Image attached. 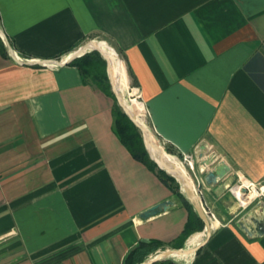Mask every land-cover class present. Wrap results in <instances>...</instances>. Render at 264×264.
I'll return each mask as SVG.
<instances>
[{"label":"crops","instance_id":"0c3cea01","mask_svg":"<svg viewBox=\"0 0 264 264\" xmlns=\"http://www.w3.org/2000/svg\"><path fill=\"white\" fill-rule=\"evenodd\" d=\"M0 29L22 60H64L91 40L116 49L137 117L145 106L150 133L192 155L215 217L209 236L202 222L184 240L196 252L170 258L264 264V200L243 206L230 190L264 186V0H0ZM113 104L76 66L0 55V264H123L141 240L178 249L188 209L120 142Z\"/></svg>","mask_w":264,"mask_h":264},{"label":"trees","instance_id":"16d2710c","mask_svg":"<svg viewBox=\"0 0 264 264\" xmlns=\"http://www.w3.org/2000/svg\"><path fill=\"white\" fill-rule=\"evenodd\" d=\"M0 55L8 57L6 48L0 37ZM70 65L76 66L79 70L84 83L91 84L100 89L114 99L112 108L113 115V132L119 138L120 142L126 147L129 153L135 159L143 162L150 170L155 171L150 162L148 151L145 147L141 132L128 118V116L120 109L115 102V97L110 90L109 80L107 78L105 63L97 51H89L72 60ZM90 79V81L87 80ZM170 149V148H168ZM160 162V161H159ZM158 177L166 183L174 195L181 200L183 205L188 209L189 217L181 234L172 243L174 248H181L186 237L196 228H202V221L193 211L192 204L188 199L170 183L167 179L155 171ZM168 179L174 181L173 177L168 176ZM164 246V243L158 240H141L132 247L124 256L123 264H141L150 254L154 253L158 248ZM152 264H178L171 258L156 261Z\"/></svg>","mask_w":264,"mask_h":264},{"label":"water","instance_id":"95a60500","mask_svg":"<svg viewBox=\"0 0 264 264\" xmlns=\"http://www.w3.org/2000/svg\"><path fill=\"white\" fill-rule=\"evenodd\" d=\"M0 36L3 39L4 45L6 47V51L9 54V56L17 63L20 64H26V65H47V64H53V65H57V66H61L64 64H69L72 60H74L75 58L83 55L84 53L91 51V50H95L97 52L100 53V55L105 59L106 65H107V74H108V80L111 84V88L112 91L119 103V105L123 108L124 112L126 113V115L128 116V118L133 122V124L139 129V131L143 134L144 137V141L150 144V146L153 148V151L159 155L164 157L166 155V153L159 147L157 146L151 138V133L148 129H146L144 126H142L125 108V106L123 105L118 92L116 90V85L113 79V75L112 73L109 71L108 68V63L106 60V57L104 55V53L98 48V47H94V46H89L90 43H94L97 41L91 40L89 42H87L84 45L79 46L75 51H73V53H71L66 59L64 60H56V59H40V60H33V59H19L16 54L14 53L12 46L8 40V38L6 37V35L3 33V31L0 29ZM100 42V41H99ZM110 47V46H108ZM111 49H113L112 47H110ZM167 169V171L173 175L176 176L178 178V180L182 183V187L184 190V196L188 199V201L192 204L194 210L196 211L198 217L201 219V221L204 223V229L206 231V235L209 236L210 234V221L207 217V215L205 214L202 205L200 203L199 198L197 197V195L194 192L193 186L189 180V178L186 176V174H184L183 172H181L178 167L176 165H169L168 167H165ZM204 175H207V177H212L215 176L214 173L212 171H207L206 173H204ZM172 204V201L168 200V201H164L162 203H159L157 205H154L152 207H150L149 209H147L146 211L140 213V217L141 218H148L152 215H155L159 212H161L162 210H166L168 208V206ZM201 245H198L194 248L185 250L183 248H178V249H168V250H163L160 251L159 253H157L156 255L152 256V257H147L141 264H152L156 261L159 260H163L166 258H170L171 255H175L177 253H194L198 250V248Z\"/></svg>","mask_w":264,"mask_h":264},{"label":"rangeland","instance_id":"374dc122","mask_svg":"<svg viewBox=\"0 0 264 264\" xmlns=\"http://www.w3.org/2000/svg\"><path fill=\"white\" fill-rule=\"evenodd\" d=\"M1 37V36H0ZM1 39H2V37H1ZM2 41H3V39H2ZM87 42H89V41H86L85 43H82L81 45H84V44H86ZM102 42H104V41H102ZM105 44H107L106 42H104ZM3 44H4V42H3ZM81 45H79V46H81ZM5 46V45H4ZM6 48V47H5ZM76 50V49H75ZM115 50V52L117 53V56H116V61H117V63L119 64H121V61L120 60H122L123 61V59H122V57H121V55H120V53L116 50V49H114ZM91 51H95V50H91ZM89 52V51H88ZM104 55H105V57H106V59H107V54L106 53H104ZM103 58V57H102ZM103 60H104V63H105V70H106V74H107V65H106V62H105V59L103 58ZM107 63H108V60H107ZM119 64V65H120ZM123 66V65H122ZM109 68V67H108ZM122 69H124V67H122ZM124 71H125V69H124ZM126 73H127V87H122V97H123V99L127 102V103H129L130 104V107H132L131 109L134 111V113H135V115H136V109H135V106H136V104H135V102H133L132 100L134 99H136V100H138V101H140V102H142L141 101V99H140V97H138V91H137V89H136V87H135V85H134V83H133V81L131 80V78H130V75L128 74V71H127V69H126ZM107 78H108V74H107ZM87 80L88 81H90V79L89 78H87ZM109 85H110V90L112 91V88H111V84H110V82H109ZM125 88V90H123ZM112 93H113V91H112ZM113 95H114V93H113ZM114 97H115V95H114ZM115 102H116V104L120 107V109L124 112V110H123V108L119 105V103H118V101H117V99H116V97H115ZM143 104V103H142ZM143 106H144V104H143ZM125 113V112H124ZM126 114V113H125ZM137 116V115H136ZM143 122H144V124L147 126V128H148V130L151 132L152 131V129H151V126H150V123H149V121H148V117H147V113H146V109H145V106H144V115H143ZM153 132V131H152ZM152 134V137H153V140L155 141V144L157 145V146H159L167 155H169V156H171L175 161H176V163H178L180 166H183L182 168L186 171V168L184 167V165H182L181 163H182V157H179V155L174 151V150H172V149H168V147L166 146V145H164L155 135H153V133H151ZM141 135H142V138H143V141H144V137H143V134L141 133ZM144 144H145V147H146V149H147V151H148V155H149V159H150V162L152 163V166H153V168H154V170L155 171H157L161 176H163L164 178H166L167 179V181H168V183H170L173 187H175L176 188V190H178L179 192H181L183 195H184V190H183V187H182V183L178 180V178L176 177V176H173V175H171L168 171H167V169L165 168V167H168L169 165H171L167 160H163L162 159V162H160V164L162 165H160L159 163H158V161L155 159V157H160V158H162L161 156H159V155H152V152L150 151V149H149V147H148V143H146L145 141H144ZM153 149V148H152ZM155 156V157H154ZM168 176H170V177H173L174 178V181H171L170 179H168L167 177ZM168 249H172V248H167V249H163V250H168ZM163 250H160V251H163ZM159 251V252H160ZM153 256H154V254H152ZM150 257V256H149ZM152 257V256H151Z\"/></svg>","mask_w":264,"mask_h":264},{"label":"built area","instance_id":"2783aa9c","mask_svg":"<svg viewBox=\"0 0 264 264\" xmlns=\"http://www.w3.org/2000/svg\"><path fill=\"white\" fill-rule=\"evenodd\" d=\"M139 97V94H138ZM182 165L186 166L188 169L193 170V158L192 155L186 153L182 154ZM212 163V162H210ZM210 163L208 161L203 160L201 162V173H206L210 169ZM186 169L185 174L189 178L194 192L200 200L202 208L207 215L208 219H215L213 213L208 207H205L202 203L201 199V185H202V178L200 176L193 173L192 175L189 173V170ZM231 192L235 196L237 202L240 205L247 206L255 201H262L264 200V186L263 185H255L254 183L248 180H241L238 183L234 184L230 188Z\"/></svg>","mask_w":264,"mask_h":264},{"label":"bare ground","instance_id":"6f19581e","mask_svg":"<svg viewBox=\"0 0 264 264\" xmlns=\"http://www.w3.org/2000/svg\"><path fill=\"white\" fill-rule=\"evenodd\" d=\"M89 46H96L98 47L103 53L107 54V60H108V67H109V71L112 73L113 75V79L116 85V90L118 92V95L123 103V105L125 106L126 110L142 125L144 126L146 129H148L143 123L142 121L135 115L134 111L132 110L133 108L130 107V104L127 103L123 97H122V87H126V79H125V73L123 71V69L121 68V66L117 63L116 61V56L117 53L115 52L114 49H111L110 47H108V44H105L102 41H97L94 43H90ZM125 90V88L123 89ZM132 108V109H131ZM152 141L155 143V141L153 140V137L151 135ZM148 143V142H147ZM148 147L150 149V151L152 152V155H157L152 147L150 146V144L148 143ZM155 157V156H154ZM162 157V156H161ZM155 159L158 161V163L160 164V162H162L163 160H167L170 164L172 165H176L178 167V169L183 172L185 174L184 169L182 168L183 166H180L178 163H176V161L169 155H165L164 157L160 158V157H155ZM160 161V162H159ZM163 163V162H162ZM161 165V164H160ZM162 166V165H161ZM203 235V233H202ZM197 236V235H196ZM193 237V236H192ZM191 240V239H190ZM188 244V243H187ZM190 244V243H189ZM188 244V245H189ZM191 248V247H190ZM183 255H185L183 253ZM191 259V257H190ZM178 260V259H177ZM179 262V261H178ZM184 262V261H183Z\"/></svg>","mask_w":264,"mask_h":264}]
</instances>
